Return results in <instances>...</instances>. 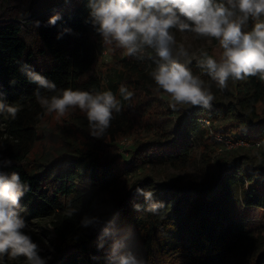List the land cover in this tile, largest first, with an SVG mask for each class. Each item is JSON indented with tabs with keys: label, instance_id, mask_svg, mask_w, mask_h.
Masks as SVG:
<instances>
[{
	"label": "trees",
	"instance_id": "1",
	"mask_svg": "<svg viewBox=\"0 0 264 264\" xmlns=\"http://www.w3.org/2000/svg\"><path fill=\"white\" fill-rule=\"evenodd\" d=\"M57 14L59 19L50 24V18ZM251 28L247 23L243 30ZM107 45L113 50L114 74L105 83L108 68L103 57ZM144 56L147 48L132 56L114 41L105 43L90 23L88 0H0V96L20 108L15 119L6 113L7 129L16 140L0 142V173L19 174L21 182L28 186L22 199L30 202L33 216L54 215L57 251L50 264H119L112 256L113 244L119 245L116 256L127 253L135 256L139 251L144 264H221L239 245L249 241L241 207L264 209V158L256 163L239 158L232 162L219 160L220 181L215 193L204 195L199 202L187 201L184 210L179 206L169 209L164 201L165 190H161L154 194V200L164 203L158 214L136 211L134 203L146 208L136 189L153 192L152 181L145 177L133 181L114 200L112 211L99 213L114 190L112 181L148 162L155 151L176 169L190 166L193 142L188 133L202 130L197 121L200 118L212 122L231 116L228 129L234 128L238 136L253 142L264 138V80L259 76L230 78L233 90L225 103L211 101L208 107H173V103L166 106L159 99V92L149 87ZM25 64L56 84V92L39 89L41 96L59 95L60 90L67 88L94 94L107 85L120 106L119 112L113 111L102 136H93L88 126L86 152L76 148L79 155H62L68 162L54 169L61 158L57 159L44 173L33 171L30 157L42 138V123L51 112L37 100L38 85L21 71ZM121 85L133 93L131 99H123ZM153 100L160 105L158 108ZM175 121L179 133L172 135L170 126ZM141 128L153 130L154 136L139 141L127 163L110 169L107 164L94 166L95 171L72 164L90 155L99 157L100 148L95 151L93 145L104 148L111 145L117 151V142ZM202 132L208 137L207 129ZM6 160H11V165L4 164ZM173 213L183 220L173 218ZM85 217H96L102 224L90 232L92 225L87 228L81 225ZM189 220L197 226L191 248L169 246L166 233L178 231L180 223ZM246 260L250 264H264V249L246 255Z\"/></svg>",
	"mask_w": 264,
	"mask_h": 264
},
{
	"label": "clouds",
	"instance_id": "2",
	"mask_svg": "<svg viewBox=\"0 0 264 264\" xmlns=\"http://www.w3.org/2000/svg\"><path fill=\"white\" fill-rule=\"evenodd\" d=\"M88 7L90 23L105 43L114 41L132 56L145 48L154 49L160 62L151 75L156 85L169 94L173 107L184 104L208 107L213 95L187 66L191 63L189 53L183 44L176 46L170 32L172 28L219 41L223 50L219 60L202 51L199 65L221 89L227 86L230 78L241 80L259 76L264 80V0L219 3L216 0H88ZM58 19L59 15H54L49 23L54 25ZM249 19L254 24L251 31H244ZM21 71L38 85L35 95L42 107L55 112L57 117L65 116L70 108H79L86 114L93 136H102L109 127L113 111H120L119 102L110 90L92 94L67 88L60 90L59 95L41 96L39 89L56 92V84L26 64ZM119 91L124 100L133 96L124 85ZM19 110V106L0 102V112H6L13 119ZM11 163V160L4 161L6 165ZM27 190L28 186L21 182L18 173H0V258L23 256L27 264H47V259L39 255L37 244L23 231L26 222L18 209ZM136 193L146 202V208L134 203L136 211L143 209L158 214L164 207L162 201L154 200L152 191L138 187ZM94 222H98V218L85 217L81 225L87 228ZM118 247L113 244L112 256L119 264H142L131 253L116 256Z\"/></svg>",
	"mask_w": 264,
	"mask_h": 264
},
{
	"label": "rangeland",
	"instance_id": "3",
	"mask_svg": "<svg viewBox=\"0 0 264 264\" xmlns=\"http://www.w3.org/2000/svg\"><path fill=\"white\" fill-rule=\"evenodd\" d=\"M248 23L253 26L254 21L249 19ZM170 32L175 37L176 46L178 47L183 44L188 51L191 63L187 66L194 76H198L204 81L205 87L213 95L212 101L216 103L228 102L231 97L230 93L233 90L230 79L227 81V86L221 89L217 82L207 74V70L201 68L199 63H197L201 52L205 50L214 59L219 60L223 51L219 45V41L215 38L197 36L191 31L181 32L176 28L170 29ZM105 48L103 62L108 68L107 75L105 76V83H108L114 74L113 50L110 45L105 46ZM142 60L147 65L149 87L155 92H159L158 97L164 101L166 106L169 103H174L169 94L160 89L152 78L151 73L157 67L158 62H160L154 49L150 50L147 48V56H144ZM181 62L185 63L186 61L182 60ZM106 86L99 93L108 90L113 91L112 88L107 89ZM0 102L7 103V100L5 97L0 96ZM153 102L156 108L160 106L154 100ZM181 106L191 107L192 105L184 104ZM7 120L8 115L6 112H0V142L8 140L10 143H13L16 139H14L7 129ZM231 120V116L218 118L211 122L213 126L211 128L216 132L228 134L233 138L240 137L234 128L228 129ZM88 126L89 122L86 114L79 108H70L67 114L62 117H57L55 112L49 113L42 123L40 132V137L42 138L37 141L30 157V162L32 163L30 165L33 166V171L44 173L62 155H67L68 157L79 155L76 148H80L82 152H86L84 150L86 149V147L84 148V143L87 141ZM170 130L173 131L172 135L179 133L176 121L171 124ZM202 130L188 133L193 142V161L190 166L186 169H176L170 163L165 162L161 153L155 151L148 162L140 163L138 167L125 171L122 176L118 177L117 181H112L114 190L111 192L109 199L104 202V207L99 213L112 211L115 207L114 200L118 199L120 194L125 192L133 181L144 179L145 177H149L152 181L154 194L165 190L164 201L170 207L169 209L179 206L180 210H184L187 201L199 202L204 195L215 193V188L220 181L219 168L221 166L218 164L219 160L232 162L235 159L244 158L245 161L256 163L257 159L264 158V138L260 141L262 144L260 149L255 147H240L233 151L225 149L220 151V145L218 146L216 141H213L211 138L209 139L207 134L203 133ZM152 131L145 128L138 129L131 136H127L117 142V151L111 145L105 148L99 144V146L93 145V150L95 151L97 148H100V150H97L99 157L90 155L83 161H72V164L79 165L85 171H95L94 166L100 167L106 164L109 165L108 169L112 166L118 167L119 165H123L130 160L131 153L139 141L151 140L153 138L154 132ZM65 162H68V159L61 158L55 164L54 169L59 168ZM182 200L186 201L180 203L179 201ZM236 205L234 204L235 207ZM30 208V202L23 199L20 200L18 211L26 222V227L23 231L37 244L39 255L46 258L47 264H50L57 251L54 245L56 235L52 223L55 217L54 215L33 216ZM169 211L172 213L171 210ZM241 213L247 234L250 235L249 241L243 245H239L238 250L228 255L221 264H250L246 260V255L255 254L264 249V209L259 207H241ZM172 217L179 219L180 215H174L173 213ZM179 220L182 221L183 219L180 218ZM101 224V221L94 222L90 232ZM225 224L227 222H224ZM196 233L197 226L189 220L187 223H180L178 231H168L165 236L169 246L188 250L194 244ZM134 257L137 261L144 264V258L139 251H137ZM0 264H27V262L23 256L12 259L8 255H5L0 258Z\"/></svg>",
	"mask_w": 264,
	"mask_h": 264
},
{
	"label": "built area",
	"instance_id": "4",
	"mask_svg": "<svg viewBox=\"0 0 264 264\" xmlns=\"http://www.w3.org/2000/svg\"><path fill=\"white\" fill-rule=\"evenodd\" d=\"M220 1V0H216ZM198 123L204 128L207 129L208 131V138H211L213 141L217 142V145H220V151L223 149L233 151L236 149H239L240 147H255V148H261L262 144L260 141L258 142H253L249 141L245 138L241 137H231V136H226L220 133H217L214 131L211 127V121L207 118H200L197 120Z\"/></svg>",
	"mask_w": 264,
	"mask_h": 264
}]
</instances>
